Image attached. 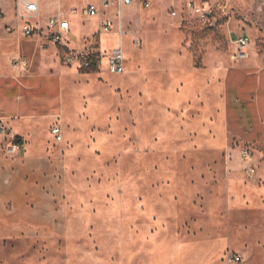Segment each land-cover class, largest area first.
<instances>
[{"label": "rangeland", "instance_id": "1", "mask_svg": "<svg viewBox=\"0 0 264 264\" xmlns=\"http://www.w3.org/2000/svg\"><path fill=\"white\" fill-rule=\"evenodd\" d=\"M67 1L77 4L72 31L109 20L114 38L104 51L96 30L81 40L98 56L89 73L59 51L63 113L22 132L41 163L4 159L0 139V264H264V142L232 140L223 113L235 38L247 35V53L264 61V0H138L121 19L118 0ZM87 3L98 18H80ZM11 47L0 44L5 62ZM114 48L122 75L100 56ZM34 85L40 95L55 87Z\"/></svg>", "mask_w": 264, "mask_h": 264}, {"label": "crops", "instance_id": "2", "mask_svg": "<svg viewBox=\"0 0 264 264\" xmlns=\"http://www.w3.org/2000/svg\"><path fill=\"white\" fill-rule=\"evenodd\" d=\"M28 1L37 4L38 14L24 13L21 7L20 13L23 19L19 20L15 16V0H0L2 15L0 44L8 42L12 45L11 49L4 54L7 62L0 57V62L3 63L0 71V125L8 131L7 135H0V139L7 140L2 148L4 159H17L19 164L24 166L37 165L44 157L37 155L39 151L33 147L31 140H25L22 135V132L26 131L25 127L29 126L28 129L34 134L35 128L41 127L43 122L49 120L52 124L63 113L62 80L67 68L58 62L59 51L63 52V59L69 52L85 51L82 50L81 40L85 36H91L93 30H96L94 33L99 34L97 46L101 51L106 50L108 40L114 38L109 33H99L102 19L99 23L95 21L85 33L81 28H74L72 31L68 18L76 17V13L70 12L77 7L74 1ZM64 7H67V11L63 9ZM58 13H61L69 22V34L67 37L63 36L59 44L47 43L44 39L48 33L47 20ZM25 24L40 30L41 37L22 36L20 29ZM7 30H11L12 34L8 35ZM69 41L70 44L67 43ZM17 58L25 60L27 67L13 68L10 59ZM40 79L51 80L53 86L55 83L52 93L45 95L35 93L34 83ZM22 90L26 91V103L22 106L17 102L15 105L16 98H22V95H17ZM223 113L224 128L232 140L244 145L264 142V61L255 52H248L247 59L240 61L225 74ZM13 138L21 140V149L14 154H7L6 148Z\"/></svg>", "mask_w": 264, "mask_h": 264}, {"label": "built area", "instance_id": "3", "mask_svg": "<svg viewBox=\"0 0 264 264\" xmlns=\"http://www.w3.org/2000/svg\"><path fill=\"white\" fill-rule=\"evenodd\" d=\"M138 0H118L119 11L121 7H131L134 3ZM101 6L105 9L109 6L107 1L102 2ZM142 6L145 8L149 7L147 1L142 3ZM22 7L24 13L37 15L38 14V6L35 2H30L28 0H15V16L22 20L23 17L20 13V8ZM194 12L200 17L202 20H206L211 15V9L199 7L195 8ZM75 13L74 11L72 12ZM80 16L88 17V18H98L99 15V7L93 4H87L85 7L80 9L79 11ZM2 17L0 13V18ZM99 28L104 31L105 33L109 32L112 28L111 21L107 20L100 24ZM11 31V30H7ZM47 35L45 36V42L52 43V44H59L63 36H68L69 34V22L64 18L61 13L56 14L53 17H50L47 20ZM20 32L22 36L27 38H32L34 36L41 37V31L38 29H33L30 27L29 24H25L21 27ZM123 33V32H121ZM236 52L235 56L238 61H242L247 59V47L250 43V39L247 35H240L235 38L233 41ZM134 48H140L141 41L139 39H134L132 41ZM97 54H92V52H69L67 56L64 58V62L69 65H76L85 70H94L98 64V56ZM102 60L105 61V69L108 74L110 75H122L125 72V61L124 55L121 48H114L108 53H104L100 55ZM93 62L95 64L93 65ZM11 66L13 68H26L27 63L25 60L21 58L11 60ZM1 71V68H0ZM1 135H6V132L3 128L0 129ZM50 135L55 139L56 142L62 141V131L58 125H54L50 128ZM21 149V143H16L15 138L7 146V154H14ZM244 156H246V152H244ZM247 174L252 175L253 171L249 167L247 169ZM237 261V260H236Z\"/></svg>", "mask_w": 264, "mask_h": 264}, {"label": "trees", "instance_id": "4", "mask_svg": "<svg viewBox=\"0 0 264 264\" xmlns=\"http://www.w3.org/2000/svg\"><path fill=\"white\" fill-rule=\"evenodd\" d=\"M94 64H95V62H93V65ZM89 72H92V70L85 71V73H89ZM15 142L20 144L21 143V140L19 138H15Z\"/></svg>", "mask_w": 264, "mask_h": 264}, {"label": "bare ground", "instance_id": "5", "mask_svg": "<svg viewBox=\"0 0 264 264\" xmlns=\"http://www.w3.org/2000/svg\"><path fill=\"white\" fill-rule=\"evenodd\" d=\"M119 15H120V19H121V9H120V11H119Z\"/></svg>", "mask_w": 264, "mask_h": 264}]
</instances>
